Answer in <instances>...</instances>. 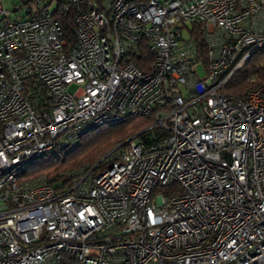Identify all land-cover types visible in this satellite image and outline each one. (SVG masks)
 Wrapping results in <instances>:
<instances>
[{"label":"built area","instance_id":"built-area-1","mask_svg":"<svg viewBox=\"0 0 264 264\" xmlns=\"http://www.w3.org/2000/svg\"><path fill=\"white\" fill-rule=\"evenodd\" d=\"M65 1L71 47L39 0L0 5V264H264V94L223 92L264 0ZM129 115L67 183L22 177Z\"/></svg>","mask_w":264,"mask_h":264},{"label":"trees","instance_id":"trees-1","mask_svg":"<svg viewBox=\"0 0 264 264\" xmlns=\"http://www.w3.org/2000/svg\"><path fill=\"white\" fill-rule=\"evenodd\" d=\"M27 1L21 0V3ZM56 1L57 5L51 12L68 47L74 46V12L71 8L65 10V0ZM51 2L52 0L47 5ZM47 5L43 8L47 9ZM191 36L197 43L200 42V25L192 27ZM258 88L264 94V45L251 54L244 67L227 82L223 92L243 95L249 89ZM149 123L150 119L145 116L129 115L120 123L91 128L80 136L77 145L68 149H56L35 158L23 171L22 177L32 178L45 175L53 186H56V183L65 184L69 180L65 174L67 171L76 170L86 164H93L112 147L139 132Z\"/></svg>","mask_w":264,"mask_h":264},{"label":"rangeland","instance_id":"rangeland-1","mask_svg":"<svg viewBox=\"0 0 264 264\" xmlns=\"http://www.w3.org/2000/svg\"><path fill=\"white\" fill-rule=\"evenodd\" d=\"M50 0H39V6L40 7H43V6H46L47 5V3L49 2ZM0 5L4 8V9H6L7 11H9V13H8V17L9 18H12V17H15L16 15H20V14H23V10H19L17 13L15 12H12V9H13V6L14 5H22L21 4V0H0ZM56 5H57V1L56 0H52V2L51 3H49V5H47V9L48 10H53L55 7H56ZM24 6V5H23ZM2 18V15H1V13H0V19ZM199 73L200 74H202L203 72H202V70L201 69H199ZM68 90L69 91H74V90H76V86L75 85H70L69 87H68ZM103 156V155H102ZM101 156V157H102ZM100 157V158H101ZM99 158V159H100Z\"/></svg>","mask_w":264,"mask_h":264}]
</instances>
